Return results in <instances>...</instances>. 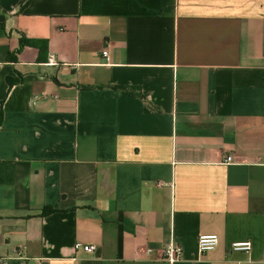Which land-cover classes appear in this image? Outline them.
<instances>
[{"label": "crops", "instance_id": "crops-1", "mask_svg": "<svg viewBox=\"0 0 264 264\" xmlns=\"http://www.w3.org/2000/svg\"><path fill=\"white\" fill-rule=\"evenodd\" d=\"M0 113V264H264V0H0Z\"/></svg>", "mask_w": 264, "mask_h": 264}, {"label": "built area", "instance_id": "built-area-1", "mask_svg": "<svg viewBox=\"0 0 264 264\" xmlns=\"http://www.w3.org/2000/svg\"><path fill=\"white\" fill-rule=\"evenodd\" d=\"M103 55L108 57L109 50L105 49L103 51ZM51 63H53L51 59ZM226 163H231L234 161V156L229 155L225 159ZM219 244V236L215 233L210 234H202L199 237V252L200 253H206L208 251H211L215 249ZM231 249L235 251H243L246 253H249L252 249V242L250 240H240V241H233L231 243ZM75 248L79 249L82 248L86 252H93L96 250V245L94 244H82V243H76ZM164 254L166 259L169 262H175L179 260L182 257L183 254V247L182 245L178 243H169L164 248ZM262 259L264 261V252L262 253Z\"/></svg>", "mask_w": 264, "mask_h": 264}, {"label": "trees", "instance_id": "trees-1", "mask_svg": "<svg viewBox=\"0 0 264 264\" xmlns=\"http://www.w3.org/2000/svg\"><path fill=\"white\" fill-rule=\"evenodd\" d=\"M26 43H28V40L23 39L22 42H21V46H24ZM11 84H12V82H11ZM119 87L124 88L130 94H135L137 96H142V90L138 86H134V87L133 86H119ZM134 88L137 89L136 92L134 91ZM2 121H3V114L0 113V126L2 124ZM50 211H51V209L50 210H47V212H50Z\"/></svg>", "mask_w": 264, "mask_h": 264}]
</instances>
